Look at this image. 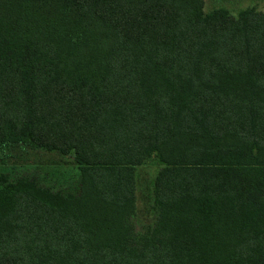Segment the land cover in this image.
I'll return each instance as SVG.
<instances>
[{
    "label": "trees",
    "instance_id": "obj_1",
    "mask_svg": "<svg viewBox=\"0 0 264 264\" xmlns=\"http://www.w3.org/2000/svg\"><path fill=\"white\" fill-rule=\"evenodd\" d=\"M202 6L0 0V164L70 154L80 183L1 174L0 264H264V15Z\"/></svg>",
    "mask_w": 264,
    "mask_h": 264
},
{
    "label": "rangeland",
    "instance_id": "obj_2",
    "mask_svg": "<svg viewBox=\"0 0 264 264\" xmlns=\"http://www.w3.org/2000/svg\"><path fill=\"white\" fill-rule=\"evenodd\" d=\"M216 7H222L232 14L245 7H253L264 15V0H203L202 11L207 13ZM7 149V148H6ZM10 157L0 164V176L7 179L19 177L34 178L43 187L52 190L76 191L79 187V171L70 154L61 155L27 146H14ZM157 161L151 157L137 167L136 205L139 213L136 226L149 219L142 218V212L149 213L152 204V178ZM2 174V175H1Z\"/></svg>",
    "mask_w": 264,
    "mask_h": 264
}]
</instances>
